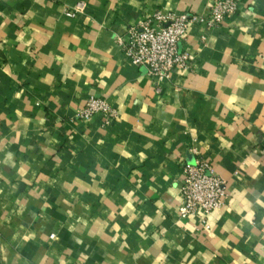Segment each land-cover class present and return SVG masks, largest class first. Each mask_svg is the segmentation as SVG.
<instances>
[{"label":"crops","instance_id":"crops-1","mask_svg":"<svg viewBox=\"0 0 264 264\" xmlns=\"http://www.w3.org/2000/svg\"><path fill=\"white\" fill-rule=\"evenodd\" d=\"M214 1L0 0V264H264V0L191 26L160 95L118 41ZM199 158L228 195L207 228L178 216Z\"/></svg>","mask_w":264,"mask_h":264},{"label":"built area","instance_id":"built-area-1","mask_svg":"<svg viewBox=\"0 0 264 264\" xmlns=\"http://www.w3.org/2000/svg\"><path fill=\"white\" fill-rule=\"evenodd\" d=\"M79 4L77 10H81ZM238 10V0H215L207 15L158 11L151 18L129 28L125 39H119L124 56L132 64L143 68L149 77L155 93L162 94V82L169 79L173 71L188 66L191 57L180 50L191 26L218 28L222 22L234 16ZM73 17L74 14H68ZM100 115L104 124L109 125L118 112L101 98H90L78 117L88 119ZM194 153V151H193ZM182 182L178 216L185 220L198 214L207 228V218L223 208L227 200L225 181L213 172L204 159L193 163H181Z\"/></svg>","mask_w":264,"mask_h":264}]
</instances>
